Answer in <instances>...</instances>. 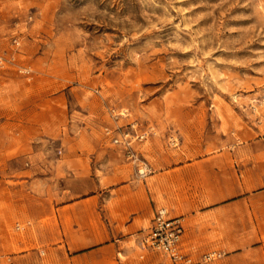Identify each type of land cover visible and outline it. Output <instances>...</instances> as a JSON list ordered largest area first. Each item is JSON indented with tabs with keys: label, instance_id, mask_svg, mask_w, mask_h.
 I'll return each instance as SVG.
<instances>
[{
	"label": "rangeland",
	"instance_id": "1",
	"mask_svg": "<svg viewBox=\"0 0 264 264\" xmlns=\"http://www.w3.org/2000/svg\"><path fill=\"white\" fill-rule=\"evenodd\" d=\"M239 194H264V0H0V264Z\"/></svg>",
	"mask_w": 264,
	"mask_h": 264
},
{
	"label": "crops",
	"instance_id": "2",
	"mask_svg": "<svg viewBox=\"0 0 264 264\" xmlns=\"http://www.w3.org/2000/svg\"><path fill=\"white\" fill-rule=\"evenodd\" d=\"M5 195L3 197H6ZM16 197H21L26 202L25 212L28 216L34 217V195L16 194ZM77 203L79 201L73 204L77 205ZM19 207H16L17 210ZM122 211L125 215L133 216L127 229L134 231L136 215L147 212V203L132 197L124 203ZM181 220L184 233L180 248L190 259L191 255L185 250L196 247L206 251L204 253L218 249L217 252H221L225 258L222 264H264V194H239L202 212L185 214ZM97 228L98 225L85 226V231L91 229L90 231L93 232ZM37 232L48 234L51 232V225L40 223ZM47 241L46 236H43L41 242ZM135 245H131L129 238L100 245L82 246L73 249L74 251L67 244L61 262L63 264H152V257H148L149 255L136 262L137 244ZM11 264H34V262L25 254L12 260Z\"/></svg>",
	"mask_w": 264,
	"mask_h": 264
},
{
	"label": "built area",
	"instance_id": "3",
	"mask_svg": "<svg viewBox=\"0 0 264 264\" xmlns=\"http://www.w3.org/2000/svg\"><path fill=\"white\" fill-rule=\"evenodd\" d=\"M183 233L184 227L181 218L171 217L165 208H159L154 211L149 226L138 233L137 248L143 254H161L171 264H193L192 260L184 255L180 248ZM223 256L221 252H207L201 255L200 263H213L222 259ZM6 262L10 264L9 259Z\"/></svg>",
	"mask_w": 264,
	"mask_h": 264
},
{
	"label": "bare ground",
	"instance_id": "4",
	"mask_svg": "<svg viewBox=\"0 0 264 264\" xmlns=\"http://www.w3.org/2000/svg\"><path fill=\"white\" fill-rule=\"evenodd\" d=\"M143 172H144L143 170H140V172H139V173H140V174H142Z\"/></svg>",
	"mask_w": 264,
	"mask_h": 264
}]
</instances>
